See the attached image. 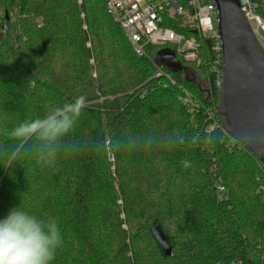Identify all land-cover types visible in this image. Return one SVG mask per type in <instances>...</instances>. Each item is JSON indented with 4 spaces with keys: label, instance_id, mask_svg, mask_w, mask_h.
<instances>
[{
    "label": "trees",
    "instance_id": "16d2710c",
    "mask_svg": "<svg viewBox=\"0 0 264 264\" xmlns=\"http://www.w3.org/2000/svg\"><path fill=\"white\" fill-rule=\"evenodd\" d=\"M180 24L200 47L194 60L174 53L176 69L157 62L169 45L138 56L105 0H0V219L19 205L55 218L52 264H260L264 166L207 130L209 110L219 119L214 40ZM81 95L75 129L55 144L7 135Z\"/></svg>",
    "mask_w": 264,
    "mask_h": 264
},
{
    "label": "water",
    "instance_id": "95a60500",
    "mask_svg": "<svg viewBox=\"0 0 264 264\" xmlns=\"http://www.w3.org/2000/svg\"><path fill=\"white\" fill-rule=\"evenodd\" d=\"M211 1L216 7V26L222 44L216 112L227 133L264 165V46L239 0ZM159 55L171 67H182L172 50H163ZM151 231L165 254L172 255L164 235L156 227Z\"/></svg>",
    "mask_w": 264,
    "mask_h": 264
},
{
    "label": "built area",
    "instance_id": "2783aa9c",
    "mask_svg": "<svg viewBox=\"0 0 264 264\" xmlns=\"http://www.w3.org/2000/svg\"><path fill=\"white\" fill-rule=\"evenodd\" d=\"M105 2L113 20L123 29L138 56H147L146 47L148 45H169V49L176 55L182 56L185 60H194L200 47L197 38L187 37L184 33L177 32L170 26V23L179 18L181 19L180 25L185 28L196 25L202 35H209L214 40L217 54L214 68L218 72L217 84L220 87L222 44L216 26L217 11L211 0H105ZM239 2L246 18L253 26L256 37L264 46V15L262 12L264 0H239ZM163 73L160 70L158 75ZM168 78L172 80L171 77L168 76ZM172 83L175 84L173 80ZM193 97L188 90L184 89L182 102L190 108L194 116L199 103ZM208 118L211 122L207 127L208 131L221 127L229 137V141L246 147L227 133L220 120L216 119L210 110ZM212 168L216 170L214 166ZM214 192L219 199H222L226 188L217 183L214 185ZM260 264H264V256Z\"/></svg>",
    "mask_w": 264,
    "mask_h": 264
},
{
    "label": "clouds",
    "instance_id": "9594fccd",
    "mask_svg": "<svg viewBox=\"0 0 264 264\" xmlns=\"http://www.w3.org/2000/svg\"><path fill=\"white\" fill-rule=\"evenodd\" d=\"M86 106V97L78 96L43 117L20 122L7 135L20 143L36 137L55 144L75 129ZM183 142L181 136L179 143ZM182 163L187 166V161ZM62 244V233L55 218H38L19 205L0 219V264H52Z\"/></svg>",
    "mask_w": 264,
    "mask_h": 264
},
{
    "label": "rangeland",
    "instance_id": "374dc122",
    "mask_svg": "<svg viewBox=\"0 0 264 264\" xmlns=\"http://www.w3.org/2000/svg\"><path fill=\"white\" fill-rule=\"evenodd\" d=\"M157 62H158L159 64L165 63V60H164V58H163V55H159V56L157 57Z\"/></svg>",
    "mask_w": 264,
    "mask_h": 264
}]
</instances>
